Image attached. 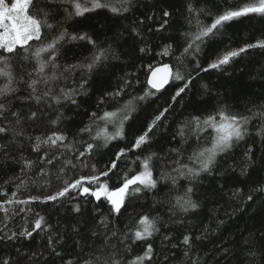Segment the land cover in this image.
Segmentation results:
<instances>
[{
	"label": "snow or ice",
	"instance_id": "6c2138e0",
	"mask_svg": "<svg viewBox=\"0 0 264 264\" xmlns=\"http://www.w3.org/2000/svg\"><path fill=\"white\" fill-rule=\"evenodd\" d=\"M138 2L0 0V171L16 166L19 173L5 181L9 191L0 186V247L12 246L8 255L0 252V264H40L43 252H23L21 246L41 233L47 234L46 264H200L191 253L210 233L201 226L196 235L185 218L199 219L210 199L225 195L232 201L229 219L247 215L259 201L249 218L259 217L260 238L250 233L246 242L248 254L255 257L256 249L264 260V98L250 99L253 94L242 87L229 99L201 82L210 70L231 77L230 65L251 50L264 53V0L226 7L225 0H181L187 21L182 31L169 10L175 0H156L137 16ZM126 13L129 25L122 23ZM93 14L111 23L108 32L86 24ZM207 16L211 23L201 19ZM253 20L261 25L260 37L227 47L222 38L228 29ZM170 29L179 35H165ZM49 32L55 34L45 41ZM125 45L127 56L171 57L175 63L149 62L139 92L135 72L112 88ZM181 110L169 131V117ZM157 131H169L158 147ZM115 141L128 142L110 149ZM82 169L89 171L77 175ZM30 186L39 190L23 197ZM148 194L153 208L166 206L168 221L183 227H169L151 213L118 227L129 207ZM62 206L75 214L71 251L67 232L49 214ZM225 223L219 219L217 229ZM165 227L168 243L157 249L149 241Z\"/></svg>",
	"mask_w": 264,
	"mask_h": 264
},
{
	"label": "trees",
	"instance_id": "16d2710c",
	"mask_svg": "<svg viewBox=\"0 0 264 264\" xmlns=\"http://www.w3.org/2000/svg\"><path fill=\"white\" fill-rule=\"evenodd\" d=\"M243 0H225V2L221 5V7L226 6H236L242 4ZM156 3V0H139L137 7H139V12L136 13L139 16L140 12H145L148 9L145 8V5L151 6ZM160 7H164L163 4ZM174 11V19L179 20V24L176 26L180 31L183 30V27L187 26V21L184 19L183 7L181 4V0H175V8L169 9ZM152 11L157 13V17H159L158 9H152ZM95 16V14H93ZM129 16L128 20H123L122 23L125 25H129L132 23L131 13H126ZM204 23H211V16L201 17ZM86 24L95 25L97 28L103 27L105 32H108V29L111 27V23L105 21L104 16H95L94 19L90 21H86ZM183 26V27H182ZM261 25L257 23L256 20H253L251 24L247 21L243 24L237 23L236 27L229 28L227 34L222 38L225 41H228L227 47H235L237 45H242L245 42L252 41L253 36L259 38L261 33L257 31ZM118 31H123L122 28L117 29ZM55 33L49 32L45 36V41L51 39V37ZM111 35V33H109ZM150 35V34H149ZM165 35H179V31H174L170 29ZM125 38H127V33H125ZM103 39V37H102ZM37 42H34V44ZM123 43V41H121ZM155 43H160V41H156ZM143 46V45H141ZM68 48H73V45H67ZM128 46L125 45L120 49L123 55L122 60L117 62L120 67L116 69L115 76L112 77L111 87L115 88L119 83H121V78L131 72H135L136 76L132 77L136 79L137 77L140 79L141 83L136 87L135 91L139 92V90L145 87V81L149 74V69L147 67L148 63L151 62L154 67L160 66L164 63H175L171 59V57H161L156 56L155 59L152 56H145L142 60L137 59L136 57L127 56ZM156 52H159L160 49L156 48ZM224 47L220 48V53L223 54ZM72 54L69 53L68 59L71 60ZM17 63V62H14ZM201 63H204V58L201 57ZM30 67V65H28ZM190 70V69H189ZM17 71H21L19 63H17ZM230 71L232 73L231 77L224 76L223 74L216 72L215 70H210L209 72L202 73L201 75L204 77L202 83H208L209 86L213 89V92H219L222 96L226 93L231 99L232 93L234 89L244 88V91L250 92L253 95L249 97L250 99H258L264 98V76L261 75V72H264V53H261L260 50H251L250 54H244L242 58H237L232 65H230ZM251 86V87H245ZM169 88L172 85L168 86ZM98 95V93H97ZM199 99V97H197ZM264 102V101H262ZM163 104V101H160ZM243 104V101L241 102ZM104 107V106H101ZM107 107L111 108L112 105H108ZM183 110L177 112L174 117H169V131H174V127H172V122L179 121L182 118ZM191 111V109H189ZM139 114V113H137ZM86 120V117H84ZM169 131H157V138L154 140V145L158 147L161 143H163L164 138L168 136ZM131 138L129 137V140ZM128 141H115L113 145H110L109 148L114 150V145L119 144L123 146ZM107 151V150H106ZM130 155L135 156L136 153H131ZM259 155V154H258ZM98 166H102L98 162ZM14 171L16 174L18 173V168L16 166L5 167L2 171H0V186H3L5 191H9L10 185L6 184L5 181L9 180ZM88 169H82L77 175H83L88 173ZM71 175V173L69 174ZM243 179V178H242ZM207 187V184L205 185ZM11 190H14L12 188ZM37 189L35 186H30L27 190H22L23 197H27L29 194H36ZM229 190H226V192ZM197 196L200 197V201L202 205L205 203L203 194L198 192ZM194 196V199L197 198ZM3 199V197H0ZM153 197L151 194H148L146 198L140 200L138 203L129 207V216H125L123 220L119 221L117 224L118 227H123L125 224L131 225L135 222V217L143 214V213H151L152 215L160 214L163 216V219L160 223H167L169 227H183L178 225H172L170 221H168L166 206L162 207L157 205L156 208H153ZM218 198L210 199L207 202L206 210L202 207L201 211L204 212L203 215L196 219L192 214H189L185 219L190 221L187 224V229L193 231L196 235H201L202 228L206 227L209 230L210 235L207 239L197 242L198 247L193 249L191 255L193 257H199L200 264H264V260L260 259V253L258 250L254 249L256 252L255 257L250 256L247 252V248L250 246L246 241L249 238V234H255L257 240L260 238V234L258 232L259 229V217L256 219H250V216L255 215V209L259 206V201L256 204L251 205L250 208L247 209L248 214L245 215L242 212H237L231 219L228 218L227 212H230L232 209L230 205L232 201L229 199L228 195H225L222 200L216 202ZM227 201V203H226ZM143 205V207H141ZM35 207V206H34ZM41 208L45 207L43 205ZM159 209V213H157L156 209ZM133 209H135L133 211ZM41 214H44L41 212ZM49 214L51 215V222L53 225H57L61 228L62 232H67L66 240L68 241V250L71 251L73 244L71 243L72 238L75 236V233L71 231V223H73L74 213H71L68 210V206H62L58 210L54 208L49 209ZM224 219L226 223L217 229V224L219 219ZM115 223V221H114ZM18 226V225H17ZM83 226V225H82ZM168 231V228L165 227L162 229L159 238H154L153 242L157 249L162 247L163 241V232ZM171 235H176V233H170ZM238 244L232 243V241L236 240L238 237ZM222 237V238H221ZM47 238L46 233H41L39 236L35 238V240L29 242L24 241L21 248L23 252H43L44 256L41 257L40 264H46L47 260V251H45L44 245ZM29 243L33 246L31 248L28 247ZM164 244H167L168 241H163ZM135 247V246H133ZM79 250V249H77ZM12 251V246L8 247H0V252L4 255H8L9 252ZM139 249H137V252ZM26 264H31L30 261L26 262ZM174 264H181L180 260H175Z\"/></svg>",
	"mask_w": 264,
	"mask_h": 264
},
{
	"label": "water",
	"instance_id": "95a60500",
	"mask_svg": "<svg viewBox=\"0 0 264 264\" xmlns=\"http://www.w3.org/2000/svg\"><path fill=\"white\" fill-rule=\"evenodd\" d=\"M161 66V65H160ZM158 67V66H157Z\"/></svg>",
	"mask_w": 264,
	"mask_h": 264
}]
</instances>
